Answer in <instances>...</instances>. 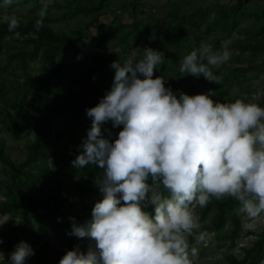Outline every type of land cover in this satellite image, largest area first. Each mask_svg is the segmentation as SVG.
I'll use <instances>...</instances> for the list:
<instances>
[{
    "label": "rangeland",
    "instance_id": "1",
    "mask_svg": "<svg viewBox=\"0 0 264 264\" xmlns=\"http://www.w3.org/2000/svg\"><path fill=\"white\" fill-rule=\"evenodd\" d=\"M97 1L13 0L7 7L0 2V20L15 15L37 21L41 8L47 5L42 23L75 37L77 47L65 56L55 53V65L48 66L40 52L33 57L25 55L24 61L13 54L31 47L25 40L30 34L7 35L1 43L0 139L4 152L19 163L26 157L27 144L42 131L40 154L23 170L20 181L26 193L41 197L48 205L30 214L37 235L28 238L16 228L21 221L19 210L0 212V264H10L3 258V248L13 229L17 237L12 239V252L24 241L35 253L24 264H50L64 252L71 215L90 203L84 220L92 219V209L103 193L95 185L96 177L73 170L69 158L80 154L79 146L91 127L86 109L111 89L113 61L123 63L131 58L137 63L144 49L151 48L164 54L153 78L162 76L165 87L174 93L210 94L219 102L243 99L264 108V0H105L97 11L76 8L79 3ZM201 44L214 51H230V59L213 69L214 75L221 77L220 84L180 72L184 56ZM69 76L81 77L72 80ZM63 103H75L82 110L75 116L56 111ZM104 127L112 131V140L122 130V126L112 129L111 122ZM11 197L17 198L16 192L0 182V203ZM235 210L240 228L234 239L227 236L228 221L206 231L203 243L188 238L190 248L198 249L195 257L190 256L192 264H230L231 256L244 264L264 262V246L259 249L264 239V214L250 219L240 211L239 203ZM202 212L203 208L195 206L201 225L211 219L213 209ZM89 243L88 238L80 239L81 247L88 248Z\"/></svg>",
    "mask_w": 264,
    "mask_h": 264
},
{
    "label": "clouds",
    "instance_id": "2",
    "mask_svg": "<svg viewBox=\"0 0 264 264\" xmlns=\"http://www.w3.org/2000/svg\"><path fill=\"white\" fill-rule=\"evenodd\" d=\"M12 3L3 0L5 7ZM46 12L44 5L37 31ZM4 21L9 32L19 26L15 15ZM230 55L227 48L214 51L201 44L184 56L180 72L220 84L213 69ZM163 58L145 48L137 63L113 61L111 89L86 109L91 127L71 164L101 170L95 185L103 199L90 221L69 218L66 234L90 243L86 252L79 246L68 250L59 264H192L198 249L190 248L188 238L200 244L207 237L199 231L195 206L232 197L250 219L264 214V108L243 99L219 102L210 94L174 93L162 76L153 78ZM108 122L112 129L122 126L114 140L104 127ZM149 207L152 213L145 210ZM34 254L21 241L8 255L10 264H24Z\"/></svg>",
    "mask_w": 264,
    "mask_h": 264
},
{
    "label": "trees",
    "instance_id": "3",
    "mask_svg": "<svg viewBox=\"0 0 264 264\" xmlns=\"http://www.w3.org/2000/svg\"><path fill=\"white\" fill-rule=\"evenodd\" d=\"M2 1L3 0H0V2ZM104 1L105 0H98L94 4L86 3V2L79 3L78 5H76V8L83 12H89L93 10L97 11L102 8ZM231 14H234V11H231ZM18 21H19L18 28L15 29L13 32H9L7 23L4 20H0V46L2 41L7 35H14L15 32H19V34L22 35L30 34L28 37H26L25 40L31 44V47L29 49L22 48L18 51H15V53H13L14 55H18L22 61H24L25 55L33 57L37 52H40V55L44 59L45 63L48 66H54L55 59L53 55L55 53H58L60 56H65L77 49L74 43V40H76L75 37H71L64 32H55L49 26L43 23H42L43 26L40 28L39 31H37L35 27L36 21L33 19H27V20L18 19ZM80 77L81 76H69V78L72 80H79ZM97 104L98 103H96L95 105H91V107H94ZM55 110L61 113H66L75 116L76 114L80 113L82 107L76 105L75 103H63L61 105L56 106ZM42 141H43V133L42 131H38L35 137L33 138V140L27 144V154L25 159L19 163H14L12 159L4 152L3 142L0 139V182L3 183L10 192H16L17 194V198L11 197L8 202L0 203V212H9L12 209L19 210L21 221L17 224L16 228L24 238L25 237L28 238L31 235H37L36 232L31 228L30 214L37 207L48 205V203L45 200H43L41 197L31 193L30 194L26 193L22 189V182L20 181V175L22 174L23 170L29 164L34 162L37 156L40 154V147ZM70 149L72 148L70 147ZM73 160L75 159L73 156H71L69 158V163L71 167H72L71 162ZM73 170L80 171L89 174L91 176L94 175L95 177L98 176L101 171L100 169L92 165L86 166L85 168L79 170L73 168ZM238 203L239 202L232 197H224L220 200L212 198L210 202L207 204V206L203 208V212H202L204 213L207 210H211L212 208L213 213L211 219L206 221L203 225H201L199 231L206 232L215 227L221 226L226 221H228L231 225V228L227 236H229V238L231 239H234L237 236L238 230L240 228V221L235 210V206ZM88 206H90V203L81 205L78 208L77 212L71 215V217H75L78 223L84 224L85 223L84 212ZM56 207L57 206L55 207L52 206L50 208L55 209ZM145 210L150 213L153 212V208L151 207ZM71 223L72 222L70 221L67 232L71 230ZM16 237L17 234L14 232L13 229L10 235L8 236L7 241L3 248V258L4 260H7L9 262L10 260L8 254L12 252V247H11L12 239ZM80 239L81 238H77L75 236H69L65 234L64 252L60 257L55 258L52 262H50V264H59V261L62 258V256L68 250H72L76 246H79L81 251L86 252L87 248L80 246ZM263 246H264V239L260 241L259 249L262 250ZM229 260H230V264H244V260L240 261L233 256H231ZM33 264H42V263L40 261H35Z\"/></svg>",
    "mask_w": 264,
    "mask_h": 264
}]
</instances>
